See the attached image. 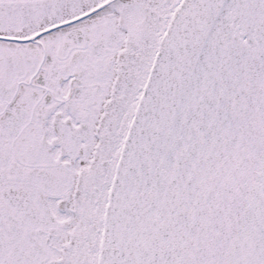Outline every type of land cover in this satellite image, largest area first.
Here are the masks:
<instances>
[{"label": "snow or ice", "instance_id": "6c2138e0", "mask_svg": "<svg viewBox=\"0 0 264 264\" xmlns=\"http://www.w3.org/2000/svg\"><path fill=\"white\" fill-rule=\"evenodd\" d=\"M0 264H264V0H0Z\"/></svg>", "mask_w": 264, "mask_h": 264}]
</instances>
